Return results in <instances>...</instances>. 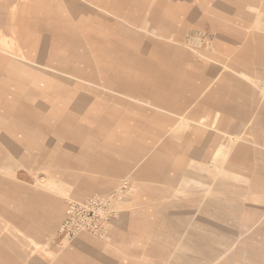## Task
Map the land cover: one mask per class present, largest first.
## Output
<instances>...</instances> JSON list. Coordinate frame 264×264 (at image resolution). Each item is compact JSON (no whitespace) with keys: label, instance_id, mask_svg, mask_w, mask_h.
<instances>
[{"label":"crops","instance_id":"obj_1","mask_svg":"<svg viewBox=\"0 0 264 264\" xmlns=\"http://www.w3.org/2000/svg\"><path fill=\"white\" fill-rule=\"evenodd\" d=\"M191 31L215 33L217 62L180 45ZM244 77L264 84V0H0V129L71 135L72 193L105 196L124 181L131 189L106 236L52 240L24 264H207L218 229L207 233L206 212L218 218L227 214L219 208H231L218 202V165L210 169L218 134L200 122L216 114L218 132L238 133L256 103ZM215 79L197 105L175 102L174 92L194 95ZM31 93L33 106L44 108L37 127L15 109L30 110ZM57 112L65 116L50 120ZM176 113L188 120L184 135H171ZM255 129L247 132L252 141ZM260 133L264 143V127ZM21 138L5 137L15 146L25 145ZM243 143L231 166L248 157ZM214 177L216 195L207 200ZM251 212L247 206L248 220Z\"/></svg>","mask_w":264,"mask_h":264},{"label":"rangeland","instance_id":"obj_2","mask_svg":"<svg viewBox=\"0 0 264 264\" xmlns=\"http://www.w3.org/2000/svg\"><path fill=\"white\" fill-rule=\"evenodd\" d=\"M256 28L262 31V26L258 25ZM216 40L214 32L191 31L184 34L179 43L196 58L217 62L214 60L218 53ZM244 78L243 82L255 90L256 103L254 113H250L243 121L238 133L224 135L218 132L216 114L211 122L205 123V119L200 122L204 128L209 127L208 134H218V150L216 149L212 162H210V169L218 165V177H216L218 179V202L222 201L221 206L226 203L227 207L229 205L231 208V210L229 207L227 210L219 208V211L227 212V214L221 212L223 217L228 215L226 218L221 215L215 218L214 212L209 209L206 212L207 221L212 223L211 225L208 223L207 233H214L216 230L214 227L218 229V240L207 241L208 249L215 247L218 249L217 255L207 258V264H264V143L261 138L262 133L258 136L259 129L264 127V84ZM31 83L33 88L35 84ZM216 84V79L210 80L202 92H194V95L190 92H174V100L177 104L186 102L188 105H197L200 100H204L210 90L214 89ZM186 93L188 97L184 101L182 96ZM116 98H118L117 92ZM30 99L32 105L30 110L23 105H17L15 109H24V113L28 115L25 120L34 121V126L37 127L44 121V114H42L44 108L39 109L33 106V102L37 99L34 93H31ZM126 99L128 104L137 105V102ZM146 103L150 105V102L146 100L142 105ZM150 107L162 111L160 106ZM21 115L22 113H19L18 117L23 119ZM10 116L12 118L17 114H10ZM63 116L65 115L57 112L50 120L55 121L56 118L61 120ZM220 116L218 112V120ZM175 120L171 135L180 136L189 131V123L185 114L176 113ZM253 127L256 128V141L260 144L252 141V136L247 134L248 130H252ZM62 131L37 127L14 130L11 133L8 129H0V264H10L8 256H14L16 264L26 263L24 255L27 254L40 258L45 251L49 250L45 247L52 240L54 243L62 242V245L70 244L74 238L68 240L59 234L60 225L65 216L66 202L68 200L81 202L97 196L93 193H72V182L69 175L71 155L68 148L71 135L63 136ZM6 136L12 137L15 141L17 137H22L21 139L26 143L24 142L25 145L16 144V146L8 144ZM241 143L248 147V153L251 156L248 155L247 158L237 162L236 167L231 166L229 163L234 148ZM241 149L242 145H239L238 150ZM56 170L59 172L58 178L55 177ZM60 172L68 173V175L61 176ZM216 179L212 178L207 186V200L215 198ZM130 191L128 182L124 181L110 194L99 197H108L113 193H118L119 198L115 209L119 213L118 206L129 199ZM247 206L253 211L250 220L247 219L245 213ZM113 218L105 227V236ZM213 222H218V225H214ZM248 252L251 256H248ZM47 255L52 258V253H47ZM47 264H54L53 259Z\"/></svg>","mask_w":264,"mask_h":264},{"label":"built area","instance_id":"obj_3","mask_svg":"<svg viewBox=\"0 0 264 264\" xmlns=\"http://www.w3.org/2000/svg\"><path fill=\"white\" fill-rule=\"evenodd\" d=\"M118 198L119 194L113 193L108 197L92 196L81 202L68 200L59 234L68 240L81 233L103 236L108 221L117 213Z\"/></svg>","mask_w":264,"mask_h":264}]
</instances>
